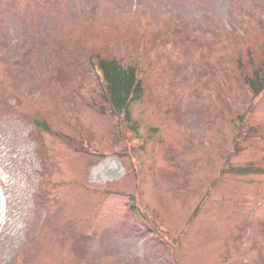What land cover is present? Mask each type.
<instances>
[{"label":"rangeland","instance_id":"374dc122","mask_svg":"<svg viewBox=\"0 0 264 264\" xmlns=\"http://www.w3.org/2000/svg\"><path fill=\"white\" fill-rule=\"evenodd\" d=\"M260 40L264 0H0V264H264V174L228 170L264 167ZM95 50L143 68L137 130L97 110Z\"/></svg>","mask_w":264,"mask_h":264},{"label":"trees","instance_id":"16d2710c","mask_svg":"<svg viewBox=\"0 0 264 264\" xmlns=\"http://www.w3.org/2000/svg\"><path fill=\"white\" fill-rule=\"evenodd\" d=\"M242 53L244 54V58L246 60H243L242 55L239 54L236 58V68L238 70V75L241 77L242 85L243 87H245V91H247L244 102H247L248 105L249 101L251 102L264 94V40H260L258 45L254 47L246 45L243 48ZM92 56H94L95 58V65H91L92 63L89 62V69H87L89 70V72H91L93 66L95 67L97 65V67H99V69L102 71L103 81L101 82L103 85L101 84L100 88H102L104 95L109 103H106L104 101L102 102L101 100H97L96 103L94 100H90V102L95 103L98 111L108 109L109 113L112 112L116 116H118L119 114H123V116L126 115L127 117H124V119L127 124L131 126V119L129 116L130 105L133 101L140 99L144 91L142 80V74L144 72L143 68L140 69L137 63H123L114 57L102 55L97 50L89 52V57ZM248 64L251 65L247 67ZM98 105H103L102 109L99 108ZM245 116L246 115L242 113L236 116V132L233 136L230 147L233 148L234 153L237 152L239 142L245 133L247 134L245 136V138L247 139L252 136H258L260 134L259 131L253 129V125L247 123ZM131 127L137 130L136 123H134ZM50 131L71 148L75 145L73 140L78 139L74 135L63 133L53 128L52 126H50ZM122 142L125 144V141ZM123 146L125 148L124 154L128 155L130 161L133 162V154L125 147V145ZM230 148L225 154V165H227L229 160L231 159L230 155L232 153V150L230 151ZM91 149L98 151L93 147H91ZM233 164L234 165L229 167L228 169L233 174L247 175L251 173H264L263 164L260 162L256 163L254 160H244V162L242 163L233 162ZM218 180L219 177L216 176V178H214L212 182H218ZM130 200L132 211H139L135 208L136 203L134 202L133 195L130 196ZM139 212L141 213H139V215L145 221L148 220V218L144 217L141 211Z\"/></svg>","mask_w":264,"mask_h":264}]
</instances>
